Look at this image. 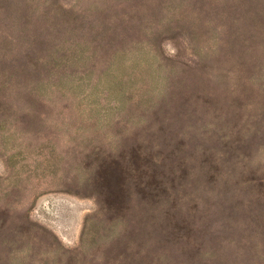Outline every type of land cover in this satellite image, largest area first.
Wrapping results in <instances>:
<instances>
[{"label":"rangeland","instance_id":"obj_1","mask_svg":"<svg viewBox=\"0 0 264 264\" xmlns=\"http://www.w3.org/2000/svg\"><path fill=\"white\" fill-rule=\"evenodd\" d=\"M0 264H264V0H0Z\"/></svg>","mask_w":264,"mask_h":264}]
</instances>
